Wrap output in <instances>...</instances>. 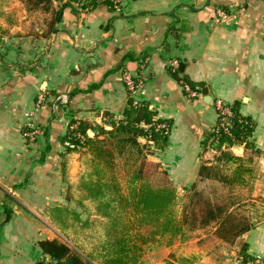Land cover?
<instances>
[{
    "label": "crops",
    "instance_id": "0c3cea01",
    "mask_svg": "<svg viewBox=\"0 0 264 264\" xmlns=\"http://www.w3.org/2000/svg\"><path fill=\"white\" fill-rule=\"evenodd\" d=\"M50 1L54 10L64 4ZM115 1L72 5L48 38L37 36L39 13L27 14L16 0L4 8L13 23L0 18V264H43L38 242L73 243L47 218L54 206L73 208L66 180L80 162L63 139L71 120L109 130L104 114L116 120L133 105L124 72L141 83L137 99L165 127L163 144L139 139L149 147L147 161L180 203L191 189L230 214L221 231L210 224L156 237L143 245L141 264H231L241 253L264 260V0ZM39 91L47 101L33 119L43 135L27 146L25 125ZM216 99L252 121L249 145H217ZM202 165L217 166L226 182L200 179Z\"/></svg>",
    "mask_w": 264,
    "mask_h": 264
},
{
    "label": "trees",
    "instance_id": "16d2710c",
    "mask_svg": "<svg viewBox=\"0 0 264 264\" xmlns=\"http://www.w3.org/2000/svg\"><path fill=\"white\" fill-rule=\"evenodd\" d=\"M8 1L0 0V18L11 25L13 19L4 11ZM16 1L27 14L42 16L41 33L36 34L40 38L56 32L64 11L72 6L69 0L57 10L52 9L50 0ZM120 116L115 120L104 114L109 130L71 120L63 140L74 146L66 151L76 152L81 166L77 181L66 182L65 200L73 208L54 206L47 210V218L62 236L70 238L73 244L83 242L85 248L79 254L56 239L40 241L43 264H137L143 245L156 237L171 239L184 230L206 228L210 224H219L221 231L230 216L224 206L213 208L207 197L191 194V189H185L184 201L180 203L175 188L159 166L147 161L149 147L140 144L139 139L144 138L147 144H163L166 134L159 128L162 122L155 119L154 112L143 102L130 105ZM88 129L93 132L92 137L86 136ZM252 129L251 120L234 114L231 137L217 132L212 136L218 146L234 143L247 146ZM25 143L29 146L26 140ZM120 167L123 176L118 171ZM155 172L164 179L151 177ZM219 172L217 166L202 165L199 178L225 183ZM227 182H235V177ZM230 229L237 230L235 225Z\"/></svg>",
    "mask_w": 264,
    "mask_h": 264
},
{
    "label": "built area",
    "instance_id": "2783aa9c",
    "mask_svg": "<svg viewBox=\"0 0 264 264\" xmlns=\"http://www.w3.org/2000/svg\"><path fill=\"white\" fill-rule=\"evenodd\" d=\"M58 2L65 3L68 0H56ZM72 5L79 8V5L84 2V0H69ZM98 1V0H94ZM114 6H116L115 0H110ZM220 17L224 18V14L222 12H218ZM171 67H176V62L171 61L170 62ZM122 83L124 85V88L129 96V98L132 100L133 105H138L139 100L137 99L138 94L141 91V83L136 80V78L129 72H124L122 74ZM180 87L184 94L190 98L194 99L197 96V90L190 87L187 83L181 81ZM47 101V97L45 95V92L39 91L36 94V101L33 112L30 114L28 122L26 123V133L24 134V139L27 141L28 145H32L38 140L42 135L43 132L41 128L36 126L34 124V115L36 112L43 106ZM214 109L216 111V124L214 132L216 133H222L224 135L231 137V129H232V120L234 117V112L232 111L231 107L225 104L222 100L216 99L213 103ZM73 128V126L71 127ZM159 128L165 129L164 126H159ZM79 136V135H78ZM80 138V136H79ZM64 145L67 148H74L72 144H69L68 142H64ZM48 262H51L48 260ZM52 263V262H51ZM231 264H264V260L259 256H241L236 255L231 261Z\"/></svg>",
    "mask_w": 264,
    "mask_h": 264
},
{
    "label": "rangeland",
    "instance_id": "374dc122",
    "mask_svg": "<svg viewBox=\"0 0 264 264\" xmlns=\"http://www.w3.org/2000/svg\"><path fill=\"white\" fill-rule=\"evenodd\" d=\"M78 155V154H77ZM78 159H79V162H80V158L78 157ZM81 166L79 167V172L78 173H73L72 171H71V175L67 178V180H66V182H71V183H73V182H76L77 181V178H78V176H79V174H80V171H81ZM118 171H119V173L121 174V176H123V170H122V168L120 167L119 169H118ZM153 176H151V177H154V179L156 178V179H164L163 177H162V175L161 174H159V173H157V172H155V173H153L152 174ZM186 195V193L184 194V195H182L183 197ZM181 196V197H182ZM183 199V198H182ZM184 200V199H183ZM55 229V228H54ZM54 231H56V230H54ZM54 233V232H53ZM55 234H56V236L55 237H59L60 235H58L57 236V232H55ZM59 238H61L62 239V237L60 236ZM65 242H66V244L73 250V251H76L77 253H79L80 254V252H81V250H84V248H85V244H83V242H78V243H76V244H73V243H71V242H68L67 240H65ZM82 253V252H81ZM142 256V255H141ZM141 256H140V258L138 259V263L137 264H141ZM95 264H97V263H95Z\"/></svg>",
    "mask_w": 264,
    "mask_h": 264
},
{
    "label": "water",
    "instance_id": "95a60500",
    "mask_svg": "<svg viewBox=\"0 0 264 264\" xmlns=\"http://www.w3.org/2000/svg\"><path fill=\"white\" fill-rule=\"evenodd\" d=\"M203 94H204V95L206 94V90H205V91H203Z\"/></svg>",
    "mask_w": 264,
    "mask_h": 264
}]
</instances>
